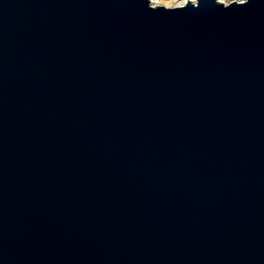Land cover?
<instances>
[{
	"label": "water",
	"instance_id": "obj_1",
	"mask_svg": "<svg viewBox=\"0 0 264 264\" xmlns=\"http://www.w3.org/2000/svg\"><path fill=\"white\" fill-rule=\"evenodd\" d=\"M0 0V264H264V0Z\"/></svg>",
	"mask_w": 264,
	"mask_h": 264
},
{
	"label": "rangeland",
	"instance_id": "obj_2",
	"mask_svg": "<svg viewBox=\"0 0 264 264\" xmlns=\"http://www.w3.org/2000/svg\"><path fill=\"white\" fill-rule=\"evenodd\" d=\"M187 1L192 2V0H159V3L153 6H161L165 8H176L184 6ZM221 2L224 5H229L233 2H242L243 0H217ZM193 3H196V0H194Z\"/></svg>",
	"mask_w": 264,
	"mask_h": 264
},
{
	"label": "bare ground",
	"instance_id": "obj_3",
	"mask_svg": "<svg viewBox=\"0 0 264 264\" xmlns=\"http://www.w3.org/2000/svg\"><path fill=\"white\" fill-rule=\"evenodd\" d=\"M194 2V0H192V3ZM159 3V0H152L151 1V5H156Z\"/></svg>",
	"mask_w": 264,
	"mask_h": 264
},
{
	"label": "clouds",
	"instance_id": "obj_4",
	"mask_svg": "<svg viewBox=\"0 0 264 264\" xmlns=\"http://www.w3.org/2000/svg\"><path fill=\"white\" fill-rule=\"evenodd\" d=\"M241 5H246L247 4V0H243V3H240Z\"/></svg>",
	"mask_w": 264,
	"mask_h": 264
}]
</instances>
